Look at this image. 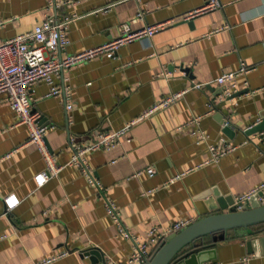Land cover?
I'll use <instances>...</instances> for the list:
<instances>
[{
  "label": "crops",
  "instance_id": "1",
  "mask_svg": "<svg viewBox=\"0 0 264 264\" xmlns=\"http://www.w3.org/2000/svg\"><path fill=\"white\" fill-rule=\"evenodd\" d=\"M217 1L220 7L204 9L208 0H56L58 17L69 20L70 42L61 56L117 38L123 22L134 32L163 27L150 40L120 46L115 58L95 57L62 69L55 84L68 87L69 98L64 92L49 95L45 81L35 83L32 108L43 117L44 142L59 164L70 160L74 143L86 144L98 131L137 120L121 144L86 155L102 192L76 165L37 186L34 176L45 160L29 142V126L17 122L1 93L0 264H35L62 251L50 264L125 261L134 243L119 233L107 200L123 226L146 237L151 228L227 211L230 206H222L264 181V143L246 132L264 118V0ZM48 7V0H0V42L32 30ZM241 61L249 68L237 78L241 94L221 98L213 80L238 70ZM179 91L184 93L168 107L144 115ZM224 120L234 127L232 136L223 132ZM198 128L209 140L228 137L236 148L217 164L199 167L208 155L206 143H197L192 133ZM148 166L155 168L153 176ZM178 173L182 177L170 183ZM10 194L20 201L7 210L4 198ZM262 236L264 223L228 229L203 255L214 256L205 264H264ZM92 248L101 256L85 254Z\"/></svg>",
  "mask_w": 264,
  "mask_h": 264
},
{
  "label": "built area",
  "instance_id": "2",
  "mask_svg": "<svg viewBox=\"0 0 264 264\" xmlns=\"http://www.w3.org/2000/svg\"><path fill=\"white\" fill-rule=\"evenodd\" d=\"M48 5V11L44 13L43 19L32 30L0 42V95L5 93L10 108L17 115V122L25 123L29 126V142L37 145L45 160V168L34 176L37 186H42L49 179L57 176L66 165H76L87 176L89 182L99 192H102V186L97 177L93 175L86 155L91 151L111 149L121 144L122 139L128 137L131 127L136 124L137 120H130L118 129L98 131L86 144L74 143V150L70 160L66 164H59L49 151L46 142H44L45 127L38 125V114L32 108V94L35 83L41 80L45 81L50 86L51 92L49 95L64 92L65 97L69 98L70 90H68V87L62 90L55 84L56 77L62 69L84 63L95 57L107 56L115 58L120 46L136 39L150 40L153 34L161 29L163 25L153 24L134 32L128 22H123L117 38L108 40L101 45L61 56L59 54L60 51L65 49L70 42L67 34V23L69 20H63L58 17L56 0H48ZM220 6L219 1L208 0L203 8L213 9ZM50 7L54 10H49ZM196 12L188 13L184 16V19ZM248 69V65L241 61L238 70L224 71L213 80L221 87V98L230 97L238 91L237 78L241 72ZM193 86L199 88L204 86V84L194 83ZM183 93V91H179L168 95L145 111L144 115L168 107ZM66 107L70 109L71 103H66ZM196 120L197 117H194L190 121L196 122ZM192 133L197 143H206L207 145L208 157L198 165L199 167L217 164L226 153L236 148V145L226 136H219L216 140H209L208 134L200 128L193 130ZM251 137L264 143V130L252 134ZM146 173L153 176L155 168L148 166ZM182 175L183 173L174 175L169 182L173 183L176 179L181 178ZM255 195H257L258 204H264V181L243 195L236 196L231 206H234L237 211H241L245 207V201ZM4 200L7 210L16 206L20 201L15 194L6 196ZM106 209H108L117 226H119V233L134 243L133 251L125 261H116L111 258L108 260L113 264H147L153 252L159 248L168 235L186 228L191 223L189 220H177L160 230L151 228L146 237H140L122 225L119 212L115 209L112 201L107 200ZM65 254L66 251L56 253V255L43 258L35 264H50Z\"/></svg>",
  "mask_w": 264,
  "mask_h": 264
},
{
  "label": "water",
  "instance_id": "3",
  "mask_svg": "<svg viewBox=\"0 0 264 264\" xmlns=\"http://www.w3.org/2000/svg\"><path fill=\"white\" fill-rule=\"evenodd\" d=\"M189 72L188 68H184ZM242 91L233 93L231 96L241 94ZM38 125L45 126L43 117L37 119ZM223 132L228 136L234 134V127L228 120L223 122ZM264 130V118L250 126L246 132L254 134ZM222 206V200H219ZM233 200L222 206V210L228 208L227 211L211 213L208 216L199 218L190 223L186 228L170 234L160 244L159 248L149 259L147 264H184L194 260V264H205L214 256L205 258L203 255L213 251L218 240L225 238V233L228 229L250 228L264 222V204L259 205L257 195L247 199L244 203V209L237 211L234 206H231ZM209 236L210 242L205 243L203 238ZM252 240L248 241V245L252 244ZM259 242L264 245V236ZM86 255H100L98 248H92L85 252ZM101 256V255H100Z\"/></svg>",
  "mask_w": 264,
  "mask_h": 264
},
{
  "label": "trees",
  "instance_id": "4",
  "mask_svg": "<svg viewBox=\"0 0 264 264\" xmlns=\"http://www.w3.org/2000/svg\"><path fill=\"white\" fill-rule=\"evenodd\" d=\"M261 223H264V222H261ZM259 225H261V224H258V225H255V226H259ZM253 227H254V226H253ZM157 249H158V248H157ZM157 249H156V250H157ZM156 250L153 252V254L156 252Z\"/></svg>",
  "mask_w": 264,
  "mask_h": 264
}]
</instances>
